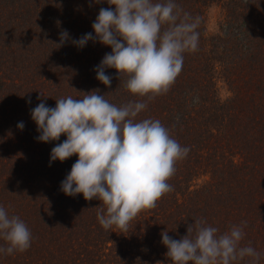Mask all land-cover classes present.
<instances>
[{"label":"trees","instance_id":"1","mask_svg":"<svg viewBox=\"0 0 264 264\" xmlns=\"http://www.w3.org/2000/svg\"><path fill=\"white\" fill-rule=\"evenodd\" d=\"M175 3L200 18L198 50L184 53L171 89L147 101L136 120H160L190 151L168 181L173 191L141 211L127 231H106L97 219L98 199L61 190L78 157L50 163L52 148L67 137L39 141L31 110L40 93L49 107L95 89L117 106L145 99L128 92L126 77L119 79L115 69H105L110 87L96 79L110 46L72 43L95 36L100 9L115 6L107 0H0V205L32 233L27 251L0 253V264H171L161 233L180 239L197 218L221 234L246 221L240 246L253 247L260 259L233 264H264V0ZM213 6L221 19L210 33ZM63 31L69 39L58 47ZM220 81L228 87L226 99Z\"/></svg>","mask_w":264,"mask_h":264},{"label":"clouds","instance_id":"2","mask_svg":"<svg viewBox=\"0 0 264 264\" xmlns=\"http://www.w3.org/2000/svg\"><path fill=\"white\" fill-rule=\"evenodd\" d=\"M99 3L100 0H95ZM114 10L101 8L92 24V33L72 43L84 47L88 41L110 46L96 67V79L107 87L112 76L105 69H115L118 78L126 77L125 88L139 101L121 106L110 103L99 89L56 100L55 107L41 102L31 110V118L42 142L67 138L52 148L51 161L61 162L76 155L78 159L61 182L65 195L82 194L86 201L98 199L97 219L104 230L113 227L127 231L141 212L153 209L167 193L168 182L178 161L190 148L172 137L160 120H136L147 108V101L166 94L182 71L185 52H195L199 45L197 28L200 18L182 12L175 0H107ZM69 39L60 34V47ZM51 82V81H50ZM29 103L30 98H29ZM21 130L24 123H18ZM232 225L228 231L208 225L197 218L187 226V234L173 239L167 230L161 233L171 264H233L244 257L260 259L251 246L241 247L243 227ZM0 253L12 255L31 247L32 233L19 216L9 215L0 205Z\"/></svg>","mask_w":264,"mask_h":264},{"label":"rangeland","instance_id":"3","mask_svg":"<svg viewBox=\"0 0 264 264\" xmlns=\"http://www.w3.org/2000/svg\"><path fill=\"white\" fill-rule=\"evenodd\" d=\"M221 19V9L217 6H213L209 9L208 12V22H207V27L208 31L210 33H215L218 29V23ZM219 95L222 99H226L229 97L228 93V87L223 82H219L217 84Z\"/></svg>","mask_w":264,"mask_h":264}]
</instances>
